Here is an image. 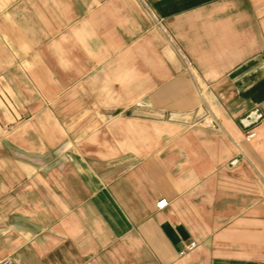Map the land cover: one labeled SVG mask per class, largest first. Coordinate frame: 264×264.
<instances>
[{
  "label": "crops",
  "instance_id": "1",
  "mask_svg": "<svg viewBox=\"0 0 264 264\" xmlns=\"http://www.w3.org/2000/svg\"><path fill=\"white\" fill-rule=\"evenodd\" d=\"M263 50L264 0H0V261L264 264Z\"/></svg>",
  "mask_w": 264,
  "mask_h": 264
},
{
  "label": "built area",
  "instance_id": "2",
  "mask_svg": "<svg viewBox=\"0 0 264 264\" xmlns=\"http://www.w3.org/2000/svg\"><path fill=\"white\" fill-rule=\"evenodd\" d=\"M264 53V50H263ZM254 132L248 130L245 133V139L246 140H251L254 137ZM240 158L239 157H234L229 161L230 165H236L238 164ZM169 201L166 198H160L159 200L156 201L155 206L157 209H163L168 205ZM196 246V242L191 241L188 244L185 245V247L179 252L180 255L184 254L188 250L193 249ZM0 264H12V259L7 257L4 258L0 261Z\"/></svg>",
  "mask_w": 264,
  "mask_h": 264
}]
</instances>
